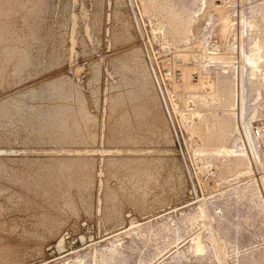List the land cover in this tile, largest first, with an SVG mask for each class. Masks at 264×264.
Instances as JSON below:
<instances>
[{
    "label": "rangeland",
    "instance_id": "obj_1",
    "mask_svg": "<svg viewBox=\"0 0 264 264\" xmlns=\"http://www.w3.org/2000/svg\"><path fill=\"white\" fill-rule=\"evenodd\" d=\"M262 123L264 0H0V264H264Z\"/></svg>",
    "mask_w": 264,
    "mask_h": 264
},
{
    "label": "built area",
    "instance_id": "obj_2",
    "mask_svg": "<svg viewBox=\"0 0 264 264\" xmlns=\"http://www.w3.org/2000/svg\"><path fill=\"white\" fill-rule=\"evenodd\" d=\"M251 134L259 143V150L261 151L264 162V123L254 127L251 130Z\"/></svg>",
    "mask_w": 264,
    "mask_h": 264
},
{
    "label": "bare ground",
    "instance_id": "obj_3",
    "mask_svg": "<svg viewBox=\"0 0 264 264\" xmlns=\"http://www.w3.org/2000/svg\"><path fill=\"white\" fill-rule=\"evenodd\" d=\"M82 66V65H81ZM189 80V79H188ZM189 158V157H188ZM110 235V234H109ZM195 245L197 246L195 250L199 251L198 248H199V245L198 243L196 242ZM115 248V247H114Z\"/></svg>",
    "mask_w": 264,
    "mask_h": 264
}]
</instances>
